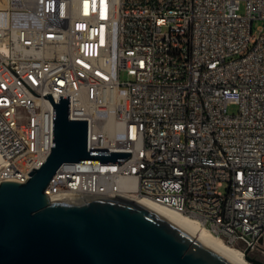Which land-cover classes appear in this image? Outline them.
<instances>
[{
    "label": "built area",
    "instance_id": "obj_1",
    "mask_svg": "<svg viewBox=\"0 0 264 264\" xmlns=\"http://www.w3.org/2000/svg\"><path fill=\"white\" fill-rule=\"evenodd\" d=\"M261 21L264 0H0V183L42 166L44 95H71L89 151L132 154L63 163L49 196L146 197L264 262Z\"/></svg>",
    "mask_w": 264,
    "mask_h": 264
},
{
    "label": "water",
    "instance_id": "obj_2",
    "mask_svg": "<svg viewBox=\"0 0 264 264\" xmlns=\"http://www.w3.org/2000/svg\"><path fill=\"white\" fill-rule=\"evenodd\" d=\"M54 105L52 151L23 183H0V264H235L124 197L45 189L65 162H119L131 151H89L88 119ZM246 258L255 264L263 261Z\"/></svg>",
    "mask_w": 264,
    "mask_h": 264
},
{
    "label": "bare ground",
    "instance_id": "obj_3",
    "mask_svg": "<svg viewBox=\"0 0 264 264\" xmlns=\"http://www.w3.org/2000/svg\"><path fill=\"white\" fill-rule=\"evenodd\" d=\"M123 200L169 221L198 242L219 253L235 264H255L249 261L241 250L228 245L221 238L213 235L197 220L177 210L161 205L146 197L127 196L126 198H123Z\"/></svg>",
    "mask_w": 264,
    "mask_h": 264
},
{
    "label": "rangeland",
    "instance_id": "obj_4",
    "mask_svg": "<svg viewBox=\"0 0 264 264\" xmlns=\"http://www.w3.org/2000/svg\"><path fill=\"white\" fill-rule=\"evenodd\" d=\"M259 24H264V22L261 21ZM122 78L125 79V78H126V75L123 74V75H122ZM230 110H231V111H235V110H237V107H236V106H232V107H230Z\"/></svg>",
    "mask_w": 264,
    "mask_h": 264
}]
</instances>
